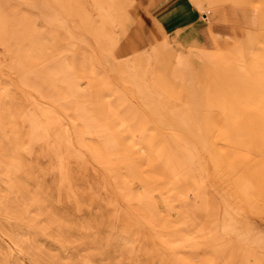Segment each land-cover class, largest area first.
<instances>
[{
    "label": "rangeland",
    "instance_id": "1",
    "mask_svg": "<svg viewBox=\"0 0 264 264\" xmlns=\"http://www.w3.org/2000/svg\"><path fill=\"white\" fill-rule=\"evenodd\" d=\"M0 264H264V0H0Z\"/></svg>",
    "mask_w": 264,
    "mask_h": 264
}]
</instances>
